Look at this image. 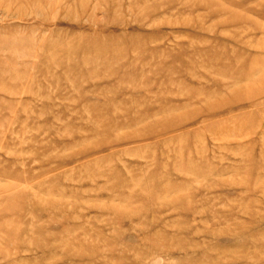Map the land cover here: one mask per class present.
Returning <instances> with one entry per match:
<instances>
[{
	"label": "rangeland",
	"instance_id": "1",
	"mask_svg": "<svg viewBox=\"0 0 264 264\" xmlns=\"http://www.w3.org/2000/svg\"><path fill=\"white\" fill-rule=\"evenodd\" d=\"M0 264H264V0H0Z\"/></svg>",
	"mask_w": 264,
	"mask_h": 264
}]
</instances>
